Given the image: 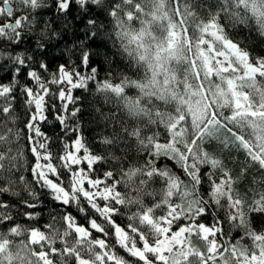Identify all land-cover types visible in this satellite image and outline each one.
<instances>
[{"label": "snow or ice", "instance_id": "1", "mask_svg": "<svg viewBox=\"0 0 264 264\" xmlns=\"http://www.w3.org/2000/svg\"><path fill=\"white\" fill-rule=\"evenodd\" d=\"M120 2L0 0V236L21 245L12 264H33V258L35 264H169L160 252L145 250V241L155 248L156 238L144 234L152 229L141 220L146 210L134 203L136 192L122 191L128 164L116 156L127 133L121 136L116 117L106 110L123 79L117 60L118 33L114 34ZM242 3L215 0L207 4L203 19L215 18L223 36L221 48L226 41L252 64L264 67V48L253 54L246 40L241 43L226 31L224 21ZM247 19V25L237 23L234 29L247 28L264 44V10ZM213 130L209 126L196 136L198 143L208 137L206 153ZM145 155L155 158L151 152ZM212 159H217L215 153ZM189 160L197 165L192 199L199 193L201 202L207 203L172 216L167 215L168 205H163L159 215L165 219L159 223L172 221L166 235L188 227L196 233L203 226L211 230L208 239L215 245L203 264H221L237 241L246 245L250 264H264V195L246 190L245 197L251 199L241 200L238 191L235 196L229 191L216 199L214 187L232 177L231 171L212 175V164L191 156ZM156 163L163 167L161 160ZM255 163L264 165V157ZM224 187L228 191L227 183ZM221 205L223 214L218 211ZM245 205L247 226L242 223ZM174 206L181 211L182 205ZM23 226L27 232L16 240ZM246 227L261 240H255ZM118 231L129 239L121 242ZM33 233L40 238L33 239ZM134 247L143 255L136 254Z\"/></svg>", "mask_w": 264, "mask_h": 264}, {"label": "trees", "instance_id": "2", "mask_svg": "<svg viewBox=\"0 0 264 264\" xmlns=\"http://www.w3.org/2000/svg\"><path fill=\"white\" fill-rule=\"evenodd\" d=\"M214 2L121 0L118 5V24L114 34L118 33L116 44L121 54L117 60L123 79L110 95L106 110L110 109L116 117L121 136L127 133L124 144H118L116 152L117 158H123L128 164L126 179L121 180L122 191L129 195L136 192L134 203L146 210L141 220L150 226L146 217L152 221L162 217L159 212L166 205L167 190L173 182L178 185L170 201L182 205L180 215L193 212L198 203H207L201 202L199 193L196 199H192L198 179L195 174L197 165L190 162L189 156L200 163L212 164V175L231 171L232 177L214 187V198L226 197L229 191L233 196L238 191L241 200L251 199V196L245 197L246 190L264 195V165L255 163L264 157V76L246 78L242 71L213 73L195 59L194 47L201 39L202 29L209 24L218 28L215 18L203 19L207 4ZM231 3L236 4L237 0H231ZM201 4L205 6L201 8ZM259 10H264V0H243L224 21L227 33L241 43L246 40L253 48V54L264 48V44L257 41L247 28L240 32L234 29V25H247V17L258 16ZM255 22L253 19L252 23ZM233 79L236 92L247 97V111L237 110L235 94L230 88ZM209 126L214 129L210 133L213 140L207 145L210 151L206 153L204 142L208 137L204 136L198 143L196 136ZM146 152H151L155 158L149 160ZM213 153L217 157L215 160L212 159ZM156 160L162 161V168L157 167ZM189 168L193 171L189 172ZM225 183L229 186L228 191ZM218 211L223 214L222 205ZM242 223L247 226V205ZM202 228L206 227L201 226L196 233L191 228L186 235L187 260L183 264H201L204 256L209 254L210 246L215 248L208 237L201 236ZM232 228L235 230L236 225ZM246 230L255 240H261L255 232L247 227ZM26 232L27 226H23L15 239L22 240ZM144 234L154 239L153 230H145ZM32 238L39 239L40 236L33 233ZM236 244L231 256L222 259L221 264H238L241 258H249L246 245L239 241ZM253 245L258 247L255 241ZM20 247L7 236H0V259L4 264L17 260ZM57 264L61 262L57 261ZM62 264L69 262L63 261Z\"/></svg>", "mask_w": 264, "mask_h": 264}, {"label": "rangeland", "instance_id": "3", "mask_svg": "<svg viewBox=\"0 0 264 264\" xmlns=\"http://www.w3.org/2000/svg\"><path fill=\"white\" fill-rule=\"evenodd\" d=\"M202 35L200 41L195 45L194 51L196 60L203 63L206 69L209 72L219 73L225 71H233L239 73L242 71V76L246 78H253L255 76H264V67H257L256 65H251L248 62L247 57L241 53L235 46L228 44L224 41V48L220 47V41L223 40V36L219 32L218 28L213 24H209L202 29ZM207 34V37L205 36ZM176 34L173 33V39L176 38ZM236 82L235 79L231 80L230 88L235 94V103L237 110L247 111V97L243 93L236 92ZM176 182H173L170 188L167 190V196L165 198V203L168 205V216H172L174 213L180 215V212L176 211L177 205L172 203L170 199L172 198V193L177 188ZM164 216L159 217L156 221H152L149 217H146V220L151 223L153 230V238H156V247L151 248L147 241H145V250L146 251H158L161 253L162 259L168 260L169 264H183L186 263L187 254H186V238L185 233L190 231V227L181 228L177 232L173 233L171 236L166 235L169 230V225L172 223L171 220H166L164 224H160V220H164ZM210 229L202 228L201 236L209 237ZM118 236L120 237L121 242L128 240L129 237L124 232H119ZM158 237V238H157ZM144 238V237H143ZM142 238V239H143ZM175 245V248H173ZM215 248L210 246V251H214ZM133 251L138 255H143V252L133 248ZM168 252V256H164V252ZM256 258L253 257L252 260ZM241 261L238 264H250L249 258H241ZM51 264V263H48ZM203 264V261L201 262Z\"/></svg>", "mask_w": 264, "mask_h": 264}]
</instances>
